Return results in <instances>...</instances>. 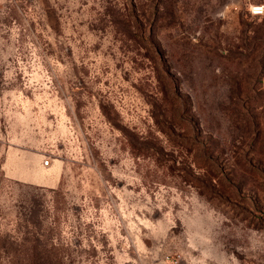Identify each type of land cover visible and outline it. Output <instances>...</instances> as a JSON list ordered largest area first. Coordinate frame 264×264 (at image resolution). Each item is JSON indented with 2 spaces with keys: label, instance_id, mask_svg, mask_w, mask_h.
Instances as JSON below:
<instances>
[{
  "label": "rangeland",
  "instance_id": "374dc122",
  "mask_svg": "<svg viewBox=\"0 0 264 264\" xmlns=\"http://www.w3.org/2000/svg\"><path fill=\"white\" fill-rule=\"evenodd\" d=\"M262 78L264 0H0V264H264Z\"/></svg>",
  "mask_w": 264,
  "mask_h": 264
},
{
  "label": "built area",
  "instance_id": "2783aa9c",
  "mask_svg": "<svg viewBox=\"0 0 264 264\" xmlns=\"http://www.w3.org/2000/svg\"><path fill=\"white\" fill-rule=\"evenodd\" d=\"M249 12L252 14V15H260L263 13V5L261 4H252L249 8ZM261 87L264 89V78H262L261 80ZM44 165H47L48 164V161H44L43 162Z\"/></svg>",
  "mask_w": 264,
  "mask_h": 264
},
{
  "label": "trees",
  "instance_id": "16d2710c",
  "mask_svg": "<svg viewBox=\"0 0 264 264\" xmlns=\"http://www.w3.org/2000/svg\"><path fill=\"white\" fill-rule=\"evenodd\" d=\"M260 87H261V84H260ZM262 88V87H261ZM263 89V88H262Z\"/></svg>",
  "mask_w": 264,
  "mask_h": 264
}]
</instances>
